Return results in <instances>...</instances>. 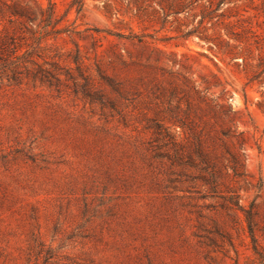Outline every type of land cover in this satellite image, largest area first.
<instances>
[{
	"label": "rangeland",
	"instance_id": "374dc122",
	"mask_svg": "<svg viewBox=\"0 0 264 264\" xmlns=\"http://www.w3.org/2000/svg\"><path fill=\"white\" fill-rule=\"evenodd\" d=\"M262 3L240 0L229 21L264 39ZM49 4L61 33L37 47V5ZM12 5H26L37 27L10 23ZM180 20L139 24L123 0H0V264H264V85L249 83L254 70L240 60L183 38L191 25ZM13 46L17 56L33 49L22 61L60 74L59 86L32 79V63L8 70ZM223 90L234 123L211 119L196 94ZM185 113L194 131L223 127L245 140L243 152L224 139L245 165L240 177L220 141L203 142L219 194L202 188L196 155L166 157L195 148L162 131L181 133L171 118ZM236 197L251 222L229 203Z\"/></svg>",
	"mask_w": 264,
	"mask_h": 264
},
{
	"label": "trees",
	"instance_id": "16d2710c",
	"mask_svg": "<svg viewBox=\"0 0 264 264\" xmlns=\"http://www.w3.org/2000/svg\"><path fill=\"white\" fill-rule=\"evenodd\" d=\"M126 3V13L132 14V18L140 24L143 21L153 22L159 24L160 30L169 23V18H172L175 22H181L180 17L183 16L187 24L191 25V29L186 32H181L182 37L185 39L197 38L200 42H203L208 50L216 52V54L221 55L223 58H227L229 61L240 60V63L234 62L236 66H242L244 70H254L249 83L256 82L258 84L264 85V39H257L251 28L244 27L241 25L239 20L234 23L229 21L231 18H237L238 13L236 11L237 2L240 0H123ZM263 17H264V0H263ZM38 13L43 17V28L38 32L39 37L35 40V45L40 46L42 41H46L50 35H58L61 30L55 28L57 23L53 20L54 4H49L46 11H43L37 5ZM9 13L12 19L9 20L10 23L15 24V19H25L26 24L30 26H35L37 17L34 14H29L27 6L12 5L8 7ZM15 18V19H14ZM26 28V27H25ZM37 31H34V33ZM53 36V37H54ZM122 37V36H118ZM133 42L137 39V36L130 32V36L126 38ZM137 43L143 44L141 39L136 40ZM13 45V44H11ZM0 50L6 52L8 50V45L5 37H0ZM33 50V49H32ZM31 51H27L21 56H17L16 52L18 48L13 46L10 49V55L5 61L11 56L16 55L11 59V63L7 65L8 70L11 72L18 67H25L28 70L26 63H32L36 68L34 72L31 73V78L38 80L39 82L47 85L49 87H58L61 80L60 74L54 73V70H49L43 68L41 65H37L34 61H22L24 56L30 57ZM10 61V60H9ZM206 91V90H205ZM208 92L199 93L200 98L203 100H208V104L212 113V118L221 121L222 123H234L236 121V111L233 110L230 100V94L223 90L219 97H214L210 94L211 98H207L206 94ZM86 98L90 101L94 99L88 93L84 94ZM189 108V104H187ZM187 112V111H186ZM172 122V126L179 127V131L174 130V133H169V129H162V126L158 123L154 124L156 129H162L164 136L169 139L170 143L178 146L176 142V136L182 134L186 140L194 143V150L192 153L184 154H172L167 153V159L170 161L171 165L181 161L183 156L189 158L192 154L196 155L200 163L203 164V168L199 171L202 175L198 178L203 184L202 188L208 187V191L211 194H219V183L217 180L218 171L214 170V163L210 162L211 150H206L203 147V142L206 139L211 141L217 140L221 142V146L224 149V154L229 156L230 166H228L233 173L234 177H240L244 173H240V170H245V165L238 162V153H233L229 146L226 144L225 140L233 141L238 145V149L244 152L243 146L245 145V140L241 134H236L234 131L231 132L227 128H221L219 134L216 133L213 136L212 130L210 128L200 129L199 132L194 131L195 125L190 126L192 122L188 119V114L182 117L175 116ZM179 125V126H176ZM196 127V126H195ZM209 152V153H208ZM190 159V158H189ZM171 183L172 181L169 180ZM207 197V196H205ZM230 204L235 206L240 212L246 214L248 223L251 222L253 217L252 207L250 205L249 210H245L242 205L239 204L240 198L235 199L230 198Z\"/></svg>",
	"mask_w": 264,
	"mask_h": 264
}]
</instances>
